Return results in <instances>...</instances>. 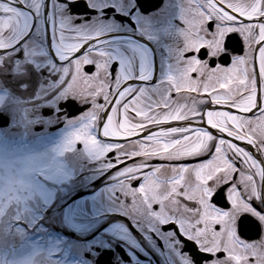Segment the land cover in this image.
<instances>
[{"label":"snow or ice","instance_id":"6c2138e0","mask_svg":"<svg viewBox=\"0 0 264 264\" xmlns=\"http://www.w3.org/2000/svg\"><path fill=\"white\" fill-rule=\"evenodd\" d=\"M181 11L155 88L118 75L93 28L53 18L64 91L91 105L67 144L115 169L131 210L186 236L191 264H264V0H183ZM27 28V15L0 0V49Z\"/></svg>","mask_w":264,"mask_h":264},{"label":"flooded vegetation","instance_id":"af4514ba","mask_svg":"<svg viewBox=\"0 0 264 264\" xmlns=\"http://www.w3.org/2000/svg\"><path fill=\"white\" fill-rule=\"evenodd\" d=\"M6 2L27 15L28 28L9 41L8 48L0 49V91L10 89L0 105V113L6 116L3 120L8 121L0 133L33 139L36 148L61 144L91 107L64 91L62 66L50 50L53 18L59 23L62 17H70L100 33L110 64L116 65L118 75L127 71L133 87L157 86L182 36L183 0ZM144 70L155 78L142 79ZM62 146L63 153L70 154L67 143ZM75 147L85 155L82 162L58 166L47 178L44 172L37 174L35 182L40 180L43 192L32 189L35 205L26 241L24 218L18 213L22 203H17L15 214L13 205H3L0 224L6 227L0 230V247L13 249L16 257L30 247L42 249L51 254L44 264H191L194 257L188 238L173 231L171 222L131 210L132 202L127 200L131 193L120 187L115 169L101 158L89 161L84 152H93L82 142ZM258 204L264 207V201L258 199ZM249 214L257 218L259 208ZM9 224L19 229L8 228Z\"/></svg>","mask_w":264,"mask_h":264},{"label":"clouds","instance_id":"9594fccd","mask_svg":"<svg viewBox=\"0 0 264 264\" xmlns=\"http://www.w3.org/2000/svg\"><path fill=\"white\" fill-rule=\"evenodd\" d=\"M9 91L7 88L0 91V105L5 103ZM62 153L61 144L25 149L0 147V198H23L33 189L38 173L56 171ZM41 252L37 248L19 255L11 264H44Z\"/></svg>","mask_w":264,"mask_h":264},{"label":"rangeland","instance_id":"374dc122","mask_svg":"<svg viewBox=\"0 0 264 264\" xmlns=\"http://www.w3.org/2000/svg\"><path fill=\"white\" fill-rule=\"evenodd\" d=\"M67 138L60 140L62 145H63V143H67ZM53 144H58V143L55 142ZM49 145H47V146H49ZM67 145L69 146L70 154H68V155H66L64 153L61 154V156H60L61 162H60L59 166H71V163L78 164V163L82 162V158H84L85 155L82 154V152H80V150H76L75 144H72V145L67 144ZM0 147H10V148H16V149L36 148L34 146L33 139L9 138V137L2 135L1 133H0ZM84 153L86 154V156H89V158H88L89 161H93V160H96L99 158L96 154L91 153L89 151H85ZM47 174L50 175V172H47ZM32 198H33L32 190L29 193H27L23 198H13V199H8L7 197L0 198V214L2 211V207L5 203H9V204L13 205L12 206L14 208L12 210V212H14L13 214L16 213L15 209L17 207L16 206L17 203L18 202L22 203L21 209L18 213H20V215H23V218H24L23 224H24V240L25 241L28 238L27 229L32 227V217H33L32 207H33V205H35V203L31 201ZM0 220H1V218H0ZM5 227L6 226L0 224V230L2 228H5ZM8 228L19 229L17 226H15V225L11 226L10 224L8 225ZM26 246L27 245L23 246V248H25V250L28 248ZM34 250H35L34 248L32 249V247H30L29 250L26 251L24 254L30 253ZM12 251H13V249H5L4 250V248L0 247V264H11V261L16 257V255L14 253H12ZM48 257H51V254L49 252H47V251L41 252V259L46 260V259H48ZM52 261L53 260L51 259V262ZM50 264H60V263H57V262L54 263V261H53Z\"/></svg>","mask_w":264,"mask_h":264},{"label":"bare ground","instance_id":"6f19581e","mask_svg":"<svg viewBox=\"0 0 264 264\" xmlns=\"http://www.w3.org/2000/svg\"><path fill=\"white\" fill-rule=\"evenodd\" d=\"M44 175H45L46 178L48 177L47 172L44 173ZM34 189H35V191H36L38 194H41V193L43 192V186H42V184L40 183L39 180H37V181L35 182V184H34Z\"/></svg>","mask_w":264,"mask_h":264},{"label":"water","instance_id":"95a60500","mask_svg":"<svg viewBox=\"0 0 264 264\" xmlns=\"http://www.w3.org/2000/svg\"><path fill=\"white\" fill-rule=\"evenodd\" d=\"M3 119H4V117H3V115L0 113V121H4V122H0V123H1L0 125L5 126V125H7V122H6L5 120H3Z\"/></svg>","mask_w":264,"mask_h":264}]
</instances>
